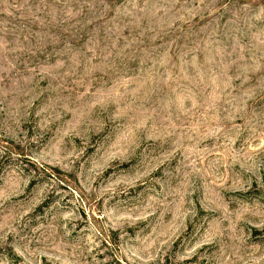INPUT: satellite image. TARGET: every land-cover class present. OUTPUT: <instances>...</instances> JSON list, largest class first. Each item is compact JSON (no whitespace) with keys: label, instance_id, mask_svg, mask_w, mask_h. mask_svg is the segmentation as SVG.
Returning a JSON list of instances; mask_svg holds the SVG:
<instances>
[{"label":"rangeland","instance_id":"1","mask_svg":"<svg viewBox=\"0 0 264 264\" xmlns=\"http://www.w3.org/2000/svg\"><path fill=\"white\" fill-rule=\"evenodd\" d=\"M0 264H264V0H0Z\"/></svg>","mask_w":264,"mask_h":264}]
</instances>
